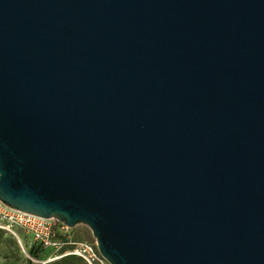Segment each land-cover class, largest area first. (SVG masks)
I'll return each mask as SVG.
<instances>
[{
	"label": "water",
	"instance_id": "95a60500",
	"mask_svg": "<svg viewBox=\"0 0 264 264\" xmlns=\"http://www.w3.org/2000/svg\"><path fill=\"white\" fill-rule=\"evenodd\" d=\"M0 201L108 264H264V0H0Z\"/></svg>",
	"mask_w": 264,
	"mask_h": 264
},
{
	"label": "built area",
	"instance_id": "2783aa9c",
	"mask_svg": "<svg viewBox=\"0 0 264 264\" xmlns=\"http://www.w3.org/2000/svg\"><path fill=\"white\" fill-rule=\"evenodd\" d=\"M0 230L15 238L24 250L39 249L49 264L66 256L81 258L86 264H108L99 254L95 240L76 241L73 229L53 218H43L11 209L0 201ZM28 252V251H27ZM24 252L28 259L31 256Z\"/></svg>",
	"mask_w": 264,
	"mask_h": 264
},
{
	"label": "rangeland",
	"instance_id": "374dc122",
	"mask_svg": "<svg viewBox=\"0 0 264 264\" xmlns=\"http://www.w3.org/2000/svg\"><path fill=\"white\" fill-rule=\"evenodd\" d=\"M72 232L76 241H94L90 230L83 225L73 228ZM22 245L24 246V250H22L15 238L2 234L0 239V264H36L37 262L44 261V255L37 259L35 258L36 260L28 259L24 253L28 251V248L23 242ZM27 254L29 253L27 252Z\"/></svg>",
	"mask_w": 264,
	"mask_h": 264
},
{
	"label": "trees",
	"instance_id": "16d2710c",
	"mask_svg": "<svg viewBox=\"0 0 264 264\" xmlns=\"http://www.w3.org/2000/svg\"><path fill=\"white\" fill-rule=\"evenodd\" d=\"M2 234H4L1 230H0V239ZM29 255L31 256L32 259H37L40 256H43L44 254L42 253L41 250L39 249H29L28 250ZM35 259V260H36ZM49 264H86L81 258L76 257V256H66L63 257L59 260H56L54 262H51Z\"/></svg>",
	"mask_w": 264,
	"mask_h": 264
},
{
	"label": "bare ground",
	"instance_id": "6f19581e",
	"mask_svg": "<svg viewBox=\"0 0 264 264\" xmlns=\"http://www.w3.org/2000/svg\"><path fill=\"white\" fill-rule=\"evenodd\" d=\"M43 261L37 262L36 264H41Z\"/></svg>",
	"mask_w": 264,
	"mask_h": 264
}]
</instances>
